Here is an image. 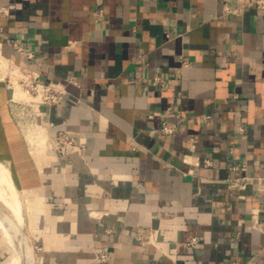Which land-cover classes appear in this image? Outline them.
<instances>
[{
	"label": "crops",
	"instance_id": "obj_1",
	"mask_svg": "<svg viewBox=\"0 0 264 264\" xmlns=\"http://www.w3.org/2000/svg\"><path fill=\"white\" fill-rule=\"evenodd\" d=\"M254 2L0 0V164L23 195L34 264H264V9ZM8 66L64 85L36 120L44 137L64 131L81 149L40 150L23 132ZM162 120L177 122L172 135ZM4 250L0 235V260Z\"/></svg>",
	"mask_w": 264,
	"mask_h": 264
},
{
	"label": "rangeland",
	"instance_id": "obj_2",
	"mask_svg": "<svg viewBox=\"0 0 264 264\" xmlns=\"http://www.w3.org/2000/svg\"><path fill=\"white\" fill-rule=\"evenodd\" d=\"M18 74H21L18 69H15L13 67L10 68V66L5 68L4 79L6 80V83H8L11 86L12 91H13L12 86L13 85L15 86L16 83L20 85L23 91L25 90L24 94L21 97L15 98L12 101L14 116L24 133L30 132L32 136L34 135L38 136L39 134L43 133L42 132L43 129L41 126H38L40 123L36 120V113H37L36 109L38 107V104L42 102L41 100H43V96H39L36 91L29 89V83L27 82V80L20 77ZM34 96H35V100L33 98ZM44 133L46 140L41 145L40 150L47 149L49 147L53 148V145L50 141V137L46 135L45 128H44ZM48 143L50 144V146ZM18 196L21 199L20 203H21V215H22L23 195L20 193V191L18 192ZM7 205L8 204L7 203L5 204V201L3 203V200L0 199V219L3 220L5 218L3 222L6 224L7 231L14 240V245L11 242H9L7 237L4 235V231H2V229L0 228V235L3 237L5 243L4 255L0 260V264H15L14 261L10 262L11 258H13L16 254L15 248L19 249L22 247V249H24L26 246H29L34 256V247L30 233L28 232V229L24 224L23 216L19 218L17 217V215H14L15 212L12 209H10L11 207L9 205H8L9 207ZM12 211L14 212V214ZM9 222H11V224Z\"/></svg>",
	"mask_w": 264,
	"mask_h": 264
},
{
	"label": "built area",
	"instance_id": "obj_3",
	"mask_svg": "<svg viewBox=\"0 0 264 264\" xmlns=\"http://www.w3.org/2000/svg\"><path fill=\"white\" fill-rule=\"evenodd\" d=\"M254 3L260 9H264V0H255ZM94 15L95 20H99L102 16V9L100 7L95 8ZM8 42L22 55L26 57L32 56V52L26 48L23 40L11 38L8 39ZM183 63L185 62L183 61ZM13 68L18 69L21 73L20 77L27 80V82L29 83V89L36 91L39 96H43V100H41L42 102H57L65 93V88L62 83L52 81L42 82L36 72L27 69H20L19 67ZM152 84L163 86L164 78L159 74H155L152 78ZM176 124V121L162 120L159 131L165 135H172L176 129ZM50 141L53 145V148H55L58 153H62L69 146H75L78 149H81L84 144V141L82 139L77 140L73 135H70L64 131L57 132L54 136L50 137ZM197 241V236H191L187 244L192 246ZM96 252L97 258L100 262L106 261L107 252L105 248H98Z\"/></svg>",
	"mask_w": 264,
	"mask_h": 264
},
{
	"label": "bare ground",
	"instance_id": "obj_4",
	"mask_svg": "<svg viewBox=\"0 0 264 264\" xmlns=\"http://www.w3.org/2000/svg\"><path fill=\"white\" fill-rule=\"evenodd\" d=\"M0 64L2 65V63H0ZM18 75L20 76L21 74H18ZM24 91L21 89V87H20V85L18 83L15 84V86H14V96H15V98L21 97L24 94ZM33 98L35 100V96ZM38 132H39V129H38ZM30 136L32 137V135H30ZM38 138H39V142L40 143H44L45 140H46L42 133L38 135ZM37 141L38 140H36V142ZM39 142H37L36 144H38ZM33 143L31 141V144L32 145H33ZM40 148H41V146H40ZM12 182L13 181H11V178H10V175H9V171L7 170V168L4 167L3 164H0V199L3 200V203L5 201V204L7 203L11 207L10 209H12L15 212V214H14V212L12 211L14 215H17V217L21 218L22 217V215H21V203H20L21 202L20 201L21 199L19 198L17 189H16V187L14 186V184ZM3 220H5V218ZM3 220L0 219V228L2 229V231H4V235L7 237V239L9 240V242H11L14 245V240H13L12 236L8 233L7 226L3 222ZM9 223L11 224V222H9ZM11 227H10V229H11ZM28 248H30V247H28ZM15 250H16V254H15V256L13 258H11V261L10 262L14 261L15 264H23V259H24L23 257H24V253H25L24 249H22V247H21L19 249H16L15 248Z\"/></svg>",
	"mask_w": 264,
	"mask_h": 264
},
{
	"label": "water",
	"instance_id": "obj_5",
	"mask_svg": "<svg viewBox=\"0 0 264 264\" xmlns=\"http://www.w3.org/2000/svg\"><path fill=\"white\" fill-rule=\"evenodd\" d=\"M29 246H26L24 248V259H23V264H34V256L32 254V250L28 248Z\"/></svg>",
	"mask_w": 264,
	"mask_h": 264
}]
</instances>
